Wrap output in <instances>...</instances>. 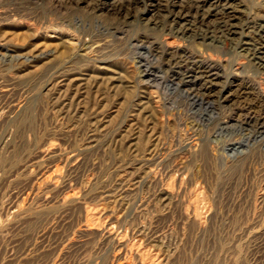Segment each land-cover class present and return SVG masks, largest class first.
I'll return each mask as SVG.
<instances>
[{"label": "rangeland", "instance_id": "obj_1", "mask_svg": "<svg viewBox=\"0 0 264 264\" xmlns=\"http://www.w3.org/2000/svg\"><path fill=\"white\" fill-rule=\"evenodd\" d=\"M157 1L0 0V264H264V76Z\"/></svg>", "mask_w": 264, "mask_h": 264}, {"label": "bare ground", "instance_id": "obj_2", "mask_svg": "<svg viewBox=\"0 0 264 264\" xmlns=\"http://www.w3.org/2000/svg\"><path fill=\"white\" fill-rule=\"evenodd\" d=\"M191 2H193V4L196 6L194 15L192 12L187 10V12L182 11L168 17V20H170V27L175 30V34L180 37L188 36L192 41L199 40L202 43L204 42V39H208L210 43H212V35L214 30H218L222 33L224 32L229 36V38L231 36V38L235 40L236 46H238L240 52H242L247 57L248 63H252L256 70L259 71V75L264 76V22L258 24H252V22H249L250 14L245 16V10L239 0H190V3ZM117 12L121 14L122 10L118 9ZM150 12L151 11L146 10L143 11V14L145 15ZM199 12L201 13V16L198 15ZM198 16H200V23L202 25L206 24L205 29L208 31L207 33H203L202 31L200 32L201 28L199 29V33L196 31L194 26L195 21L198 20H196V17L198 18ZM125 17L128 16L125 15ZM149 21H152L154 26H157V23H155L151 17ZM209 25H211V27ZM198 27L200 26L198 25ZM159 51L157 50L156 53H160ZM160 58L163 62L166 61V56L162 52L160 53ZM208 69L209 70L206 72H201L198 71L197 68L198 76L193 75L194 77H192L190 74V76H188L187 80L185 81V85L189 86L190 88L193 85L195 86L196 81H200L202 79L205 85H207L203 91L205 93L207 90H211V92L214 91L213 88L216 86L217 81L219 80V75L218 73H214V68ZM65 78L67 77H64V75L60 74L58 78L60 80V84L68 81ZM230 84L233 83L230 82ZM227 87L228 84L226 83L217 93V97L220 101L228 97L230 89Z\"/></svg>", "mask_w": 264, "mask_h": 264}]
</instances>
